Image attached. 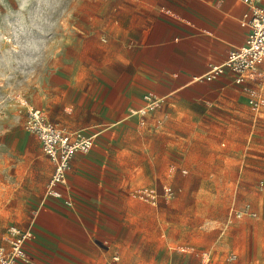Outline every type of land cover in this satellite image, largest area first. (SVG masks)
Instances as JSON below:
<instances>
[{
    "label": "rangeland",
    "instance_id": "rangeland-1",
    "mask_svg": "<svg viewBox=\"0 0 264 264\" xmlns=\"http://www.w3.org/2000/svg\"><path fill=\"white\" fill-rule=\"evenodd\" d=\"M131 1L31 0L21 11L20 0H0V243L7 225L35 229L51 210L46 184L54 164L25 128L28 109H43L69 131L85 126L72 103L76 89L63 82L62 70L67 72L68 63L72 68L83 43L96 37L100 42L103 33L109 42L119 7ZM113 127V146L146 147L149 155L136 159L155 167L131 173L128 155L118 154L126 175L125 189L119 186L121 211L130 209L133 220L127 222L148 228L144 242L160 250L146 252L153 254L151 261L139 264H190L191 258L212 264L222 260L221 245L256 242L254 231L264 228V76L212 101H164L139 125ZM138 132L149 134L142 138ZM122 194H131L133 203H124ZM245 204L256 215L237 217ZM47 220L61 222L54 215ZM131 242L140 243V235Z\"/></svg>",
    "mask_w": 264,
    "mask_h": 264
},
{
    "label": "crops",
    "instance_id": "crops-1",
    "mask_svg": "<svg viewBox=\"0 0 264 264\" xmlns=\"http://www.w3.org/2000/svg\"><path fill=\"white\" fill-rule=\"evenodd\" d=\"M119 8L122 14L109 30V42L103 33L100 42L96 37L89 45L83 43L72 68L68 63L67 72L62 70L63 82L76 89L73 106L84 117L78 122L85 126L78 129H89L97 144L88 153L75 154L67 185L60 187L72 205L48 199L51 210L45 211L43 222L35 229L28 228L34 235L25 245L29 261L16 264L149 262L153 254L145 253L160 250L144 242L148 228H134L129 223L132 211H121L119 186L125 189L126 175L118 164V154L128 155L126 169L131 173L140 167L143 171L155 167H145L136 159L141 153L149 155L146 147L132 145L120 150L113 146V126L139 125L150 115L153 111L144 116L132 113L144 106L148 93L168 104L182 96L212 101L225 91L234 92L238 85L228 74L212 80L203 77L212 65L226 60L231 48L244 44L248 30L242 18L248 6L243 0H132L131 6ZM100 126L106 127L91 130ZM148 134L135 135L144 138ZM160 164L158 169L162 170ZM130 183L132 186V179ZM122 198L124 203L134 201L131 194H122ZM52 215L61 222L47 220ZM135 233L141 237L138 244L131 242ZM254 235V244L221 245L222 260L212 264H264V228L257 227ZM2 239L0 246H7L4 231ZM190 264H194L193 258Z\"/></svg>",
    "mask_w": 264,
    "mask_h": 264
},
{
    "label": "built area",
    "instance_id": "built-area-1",
    "mask_svg": "<svg viewBox=\"0 0 264 264\" xmlns=\"http://www.w3.org/2000/svg\"><path fill=\"white\" fill-rule=\"evenodd\" d=\"M248 10L242 18V25L247 28L243 45L229 50L226 60L220 65H212L203 77L212 80L228 74L236 84L248 79L264 76V0H243ZM145 104L133 110V114L146 115L154 111L161 100L153 94L144 95ZM251 103L257 105L253 99ZM25 128L34 134L41 145L42 151L54 164V170L47 184L46 196L50 199H61L65 205H72L60 187L67 185L68 173L72 168V160L77 153H88L95 144V135L84 134L81 130L66 131L49 121L40 108L30 107L25 118ZM264 185V181H260ZM172 194V193H171ZM249 213L256 215L245 204L243 210L236 211L237 217ZM7 246H0V264H16L18 261H29L26 243L33 238L30 229H22L10 224L4 230Z\"/></svg>",
    "mask_w": 264,
    "mask_h": 264
},
{
    "label": "clouds",
    "instance_id": "clouds-1",
    "mask_svg": "<svg viewBox=\"0 0 264 264\" xmlns=\"http://www.w3.org/2000/svg\"><path fill=\"white\" fill-rule=\"evenodd\" d=\"M57 3L60 2V0H56ZM31 3V0H20V10L23 11L24 8H26ZM39 3H48L51 4L52 0H39Z\"/></svg>",
    "mask_w": 264,
    "mask_h": 264
}]
</instances>
